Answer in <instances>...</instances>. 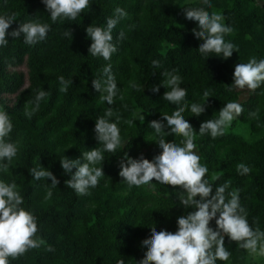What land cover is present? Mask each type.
Segmentation results:
<instances>
[{"label":"trees","instance_id":"obj_1","mask_svg":"<svg viewBox=\"0 0 264 264\" xmlns=\"http://www.w3.org/2000/svg\"><path fill=\"white\" fill-rule=\"evenodd\" d=\"M209 3L211 7H205L202 0H90L89 8L74 21L53 23L41 0H0V15L15 19L6 33L29 21L51 27L46 39L35 46L24 44L22 36L13 39L6 34L9 43L0 48V109L10 116L13 129L8 139L18 148L9 172L0 173V179L17 185L24 198L22 207L36 217L38 231L33 238L39 241V247L9 257V264H117L121 259L124 264H138L146 252L140 244L150 228L176 231V218L191 209L179 206L173 186L152 181L153 187L130 188L118 176L125 153L134 159L143 155L149 161L160 154L159 137L148 124L176 110L162 99L170 89L160 86L166 80L162 74L173 70L182 79L188 105L201 103L205 90L211 95L200 116H192L189 110L183 113L194 132L201 122L217 118L226 103L242 106V113L223 135L213 139L197 134L195 151L209 169L204 178L213 189L228 182L226 196L238 191L250 226L264 231V85L255 91H228L236 64L252 57L264 59V0ZM186 7H205L210 14L223 15L224 23L232 28L225 40L237 51L227 59L201 56L197 48L202 41L192 35L196 25L184 18ZM117 8L126 16L112 32L116 53L110 61L92 57L87 51L91 41L86 27L105 26ZM65 30L71 39L64 36ZM121 32L123 38L117 40ZM153 60L159 61V68L152 65ZM108 63L122 96L111 106L91 86ZM61 76L72 82L66 92L60 91ZM152 86H160L159 91L153 93ZM38 90L46 95L37 106ZM109 107L120 117L121 146L114 153H104V177L89 189L90 194L79 195L64 183L70 176L59 160L64 156L77 159L87 150L102 147L93 128ZM33 108L27 117L25 111ZM140 112L143 121L138 119ZM181 140L177 135L165 137L166 143L180 144ZM241 163L249 173H238ZM39 165L60 181L51 189V198H46L50 181L31 176L30 169ZM210 225L215 227L214 221ZM224 246L231 255L216 264H248L250 253L235 241L225 236Z\"/></svg>","mask_w":264,"mask_h":264},{"label":"clouds","instance_id":"obj_2","mask_svg":"<svg viewBox=\"0 0 264 264\" xmlns=\"http://www.w3.org/2000/svg\"><path fill=\"white\" fill-rule=\"evenodd\" d=\"M41 3L53 23L57 20L74 21L90 6V0H41ZM202 4L211 7L209 0H202ZM205 7L183 8L184 18L196 25L192 29L194 39L202 41L197 49L205 58L216 56L227 59L237 51L233 43L225 40V36L232 32V28L224 23L223 15L210 14ZM125 16L124 10L117 8L114 15L106 19L105 26L86 27V36L91 41L88 54L110 61L117 51L112 32ZM14 20L11 15H0V48L6 47L9 43L6 34L13 39L22 36L24 44L35 46L43 42L51 30L48 23L29 21L6 33ZM123 35V32L119 33L117 40L123 38ZM64 36L71 39L70 31L65 30ZM152 65L155 68L160 67L157 60H153ZM162 75L166 76V80L160 83V86L170 89L163 93L162 99L175 105L176 110L171 115H163L160 120H153L148 124L159 137L156 143L160 154L149 161L143 155L134 159L125 153L119 163L118 176L130 188L142 185L153 187L152 181L173 186L179 206L191 211L176 218L175 232L164 229L157 232L154 227L150 228L149 236L140 244L146 252L138 264H216L217 260L226 262L231 253L224 246L225 236L249 253L264 256V231L254 230L250 226L247 212L241 206L238 191L227 192L226 196L228 182L213 189V185L204 178L209 169L200 162V156L195 151L194 139L197 134H207L213 139L223 135L231 122L242 113V106L234 101L226 103L218 111L217 118L201 122L198 131L194 132L183 113L189 110L192 116H200L205 112L210 93L205 90L201 103L188 105L185 99L187 92L181 87L182 79L176 71L165 72ZM58 80L61 85L60 91L66 92L72 82L65 80L63 76L58 77ZM262 85L264 59L257 60L252 57L247 63H238L234 66L232 83L228 91L234 88L255 91ZM91 86L100 95V99L109 106L114 103V99H122L110 63L105 64L98 78L92 79ZM160 86H152L151 91L157 93ZM45 95L44 90H38L34 98L37 106ZM34 111L35 108L32 111H25V115L30 118ZM114 116L115 120H112ZM119 119V115L115 114L111 107L107 108L103 116L97 117L93 128L95 138L102 147L87 150L77 159L64 156L59 160L63 172L70 176L64 183L75 193L90 194L89 189L95 188L104 177L102 171L104 153H114L121 146ZM138 119L144 120L141 112L138 113ZM12 129L8 112L0 109V173L9 172L11 162L17 155V144L8 139ZM169 135L182 137L180 144L166 143L165 137ZM237 170L242 175L250 172L242 163L237 165ZM30 173L34 180L50 181L46 198H51V189L57 188L60 183L57 177L41 165L30 169ZM23 203L24 198L18 192L17 185L0 179V264H9V257L15 258L30 248L39 247V241L33 238L38 231L36 217L22 207ZM212 221L215 227L210 225ZM117 264H124V261L121 259Z\"/></svg>","mask_w":264,"mask_h":264},{"label":"rangeland","instance_id":"obj_3","mask_svg":"<svg viewBox=\"0 0 264 264\" xmlns=\"http://www.w3.org/2000/svg\"><path fill=\"white\" fill-rule=\"evenodd\" d=\"M21 71H25L24 68H21ZM248 264H264V256L256 253H250Z\"/></svg>","mask_w":264,"mask_h":264}]
</instances>
